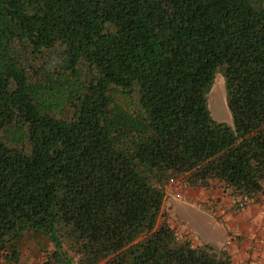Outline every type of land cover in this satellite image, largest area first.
Instances as JSON below:
<instances>
[{
  "label": "trees",
  "instance_id": "16d2710c",
  "mask_svg": "<svg viewBox=\"0 0 264 264\" xmlns=\"http://www.w3.org/2000/svg\"><path fill=\"white\" fill-rule=\"evenodd\" d=\"M181 175L264 195V0H0V264H231L163 217Z\"/></svg>",
  "mask_w": 264,
  "mask_h": 264
},
{
  "label": "crops",
  "instance_id": "0c3cea01",
  "mask_svg": "<svg viewBox=\"0 0 264 264\" xmlns=\"http://www.w3.org/2000/svg\"><path fill=\"white\" fill-rule=\"evenodd\" d=\"M199 188L188 186L183 189L185 199L192 201L194 206L195 202L203 204V209L210 213L207 224L212 228L208 227L209 232L204 234L203 240H195L191 232L173 222L170 213L166 220L178 235L193 245L208 244L226 251L231 264H264V195L249 198L244 208L238 209L217 181ZM167 204L170 206V201L167 202L165 196L162 209L167 210Z\"/></svg>",
  "mask_w": 264,
  "mask_h": 264
},
{
  "label": "rangeland",
  "instance_id": "374dc122",
  "mask_svg": "<svg viewBox=\"0 0 264 264\" xmlns=\"http://www.w3.org/2000/svg\"><path fill=\"white\" fill-rule=\"evenodd\" d=\"M47 54L50 55L51 53ZM211 87L207 96V104L212 118L218 122H225L232 125L231 114L226 103L224 79L220 74L216 75ZM187 180L185 175H181L172 179L165 186L166 201H170V206L167 204V210L162 209V213L165 219L172 213L173 222L179 228H184L186 231L191 232L193 238L200 241L205 238L204 234L209 232L208 227H211L210 224H207V219L208 221L210 220V213L208 210L205 211L206 209H203V204L195 202L194 204L196 206H194L192 201L185 199L183 189H186L188 186L198 187V189L202 187L191 185ZM177 194L179 196H176ZM164 218L160 219V222ZM51 249L52 246L46 239H36L29 232L23 234L21 242L19 243V250L23 262L36 263Z\"/></svg>",
  "mask_w": 264,
  "mask_h": 264
},
{
  "label": "built area",
  "instance_id": "2783aa9c",
  "mask_svg": "<svg viewBox=\"0 0 264 264\" xmlns=\"http://www.w3.org/2000/svg\"><path fill=\"white\" fill-rule=\"evenodd\" d=\"M246 201H247L246 199H242V198L233 199V203L238 209L244 208V206L246 205Z\"/></svg>",
  "mask_w": 264,
  "mask_h": 264
}]
</instances>
